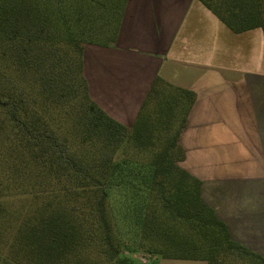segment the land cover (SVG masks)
<instances>
[{
	"label": "trees",
	"instance_id": "obj_1",
	"mask_svg": "<svg viewBox=\"0 0 264 264\" xmlns=\"http://www.w3.org/2000/svg\"><path fill=\"white\" fill-rule=\"evenodd\" d=\"M199 1L264 34V0ZM126 2L0 0V264H264L180 166L192 90L157 76L130 127L90 98L83 47L114 43Z\"/></svg>",
	"mask_w": 264,
	"mask_h": 264
},
{
	"label": "crops",
	"instance_id": "obj_2",
	"mask_svg": "<svg viewBox=\"0 0 264 264\" xmlns=\"http://www.w3.org/2000/svg\"><path fill=\"white\" fill-rule=\"evenodd\" d=\"M83 75L90 98L126 127L157 76L194 92L180 166L201 181L231 239L264 257L262 29L235 33L199 0H127L114 43L84 45Z\"/></svg>",
	"mask_w": 264,
	"mask_h": 264
},
{
	"label": "rangeland",
	"instance_id": "obj_3",
	"mask_svg": "<svg viewBox=\"0 0 264 264\" xmlns=\"http://www.w3.org/2000/svg\"><path fill=\"white\" fill-rule=\"evenodd\" d=\"M126 253L127 252H125V254ZM129 255L132 256V258L135 259L140 264H145V263L147 264V258L151 257L150 254H148L147 252H143V251L133 252V253H130Z\"/></svg>",
	"mask_w": 264,
	"mask_h": 264
}]
</instances>
